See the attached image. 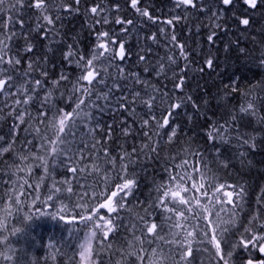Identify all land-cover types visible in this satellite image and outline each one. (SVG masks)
<instances>
[{"label": "snow or ice", "instance_id": "1", "mask_svg": "<svg viewBox=\"0 0 264 264\" xmlns=\"http://www.w3.org/2000/svg\"><path fill=\"white\" fill-rule=\"evenodd\" d=\"M142 2L125 0L133 19L120 14V0H0V124L8 129H0V264H36L14 244L24 229L9 228L10 217L65 220L76 209L68 222H81L83 235L71 255L61 246L54 261L264 264V184L250 207L243 179L264 151V79L241 90L235 67L264 71V28L260 39L249 32L264 0H170L163 20ZM81 14L94 35L89 48L65 28ZM229 19L252 36V47L239 38L225 43L221 67L216 45ZM182 21L189 36L209 28L198 61L176 34ZM154 25L161 26L149 34ZM57 53L59 71L49 55ZM190 70L219 77L212 99L221 110L211 117L210 100L202 106L185 91ZM237 93L238 104L225 103ZM185 119L195 135L181 143ZM9 153L14 158L5 161ZM153 161L163 162L161 174L147 199L132 205ZM237 165L241 180L227 182ZM57 204L52 213L40 207Z\"/></svg>", "mask_w": 264, "mask_h": 264}, {"label": "trees", "instance_id": "2", "mask_svg": "<svg viewBox=\"0 0 264 264\" xmlns=\"http://www.w3.org/2000/svg\"><path fill=\"white\" fill-rule=\"evenodd\" d=\"M96 2H100V0H96ZM120 4L122 6L121 13L122 15L136 19L134 11H130L128 7L125 5V0H120ZM142 7L147 6L149 7L151 13L154 16L160 17L162 20L169 18V12H170V0H143ZM83 5L81 6V11L83 12ZM116 14L114 13V16ZM85 17L81 14L80 16H73L69 20L65 21V28L66 30H70V35H77L79 38V43L82 46V48H89L92 43L94 42V35L90 34L89 31L86 28H83V23L85 21ZM208 21L205 20V24H207ZM227 26V34H224L223 31H221V34L217 40L216 47L220 48V52L218 54L219 60L218 62L221 64V67L224 66V56L225 53L223 52V45L225 43H228L230 41H234L237 38L240 40L241 46H247L248 48L252 47L251 40L252 36L249 35H243L236 31V25L235 23L229 19L227 21H222V27ZM161 25H154L151 27L149 31V34L151 31H158L159 27ZM116 27V26H113ZM193 29V33L195 32V24L191 25ZM261 28H264V7L260 9V11L254 15V21H253V28L249 30V32L256 35L257 39H260L259 30ZM188 27L186 26L185 22L182 21L176 26V34L180 37L182 41L188 44L189 50L193 53L192 59L194 61H198L200 59L199 53L201 47H207L206 44H204V40H206V36L209 34V28L204 27L201 29V33L199 36H196L195 34L189 36L188 34ZM171 34V33H170ZM67 42H71L70 40ZM132 44H135L136 41L133 39L131 41ZM39 45V42H38ZM37 51H40V47L38 46ZM161 53H163V48H161ZM214 51V50H213ZM53 63L56 65L55 70H60V60H59V54L57 53L55 56H52L49 54ZM207 55V52L205 53ZM234 63V62H233ZM49 69L52 70V64H50ZM235 67L240 68V76L241 80L239 81V87L241 90H244L245 88L249 87L252 84H256L257 81L264 79V71L257 70L255 67H251V70H248L249 66H242V64H235ZM67 70V66H65ZM142 71V68H141ZM188 82H187V88L185 89L186 92H190L194 97L198 98V102L201 103L203 106V99H209L210 103L205 107V112L207 115L211 117L213 112H219L221 109H218L216 107L217 101L215 99H212V97L217 95V87L214 85H219V77H217L215 74L212 76H209L207 74H204L201 76L199 72L195 70H190L188 72ZM168 87L171 88V83L168 84ZM222 88V85H220ZM207 90L208 96L204 97L203 92ZM235 99H232L230 101H225V103L230 104H238L240 100V94H235ZM189 110H191L189 108ZM214 118V117H213ZM10 123V121L8 122ZM200 123H203V120H200ZM190 127H193V125H190L187 123L186 119L184 122V132H182L180 135L182 137L181 143H183L184 140L191 139L192 136L195 135V131L192 133L188 132V129ZM0 129H2L3 132H7V127L3 124H0ZM199 130L198 128L196 129ZM25 133L21 130L20 136L21 139ZM120 143H123V140L121 139ZM17 148L20 147L19 142L17 143ZM113 148H115V145H112ZM13 154H5L4 160L5 161H11L13 159ZM252 159L256 162L254 167L250 171H246L244 174L243 179L247 182L248 185L251 186L250 191L253 193L249 197L250 207L252 206V202H254L255 199V191H258V188L260 185L264 184V151H261L259 154H255L252 156ZM162 161L156 162L153 161L149 163L146 167V171L141 173L140 176V183L139 188L136 191V194L134 197L131 198L132 205H136L137 201H145L147 199V195L149 192V189L152 187V177L156 176L159 178L161 174V166ZM36 172V175L39 176L42 172L40 169H34ZM223 175V173H221ZM71 178V177H69ZM5 180H7V176L4 177ZM225 180L227 182H232L233 180H241L239 165L236 167L230 168L227 170V176L225 177ZM75 200V198H73ZM30 202V201H29ZM42 211L46 212H57L59 209V204H57L56 208H44L43 205H40ZM142 213V209H139ZM32 211H35V208L33 207ZM80 209H76L75 212L70 211L69 213L64 214L65 220H61L59 216L56 218H53L51 215H45L43 217L35 216L31 221H23V213L20 214L19 218H16L15 216L9 218V228L11 227H23L24 231L19 236L13 238L14 244H16L18 247L24 248L27 252L30 253V260L35 261L36 264H45V261L47 260V264H66V258L61 255L57 260H52L51 257L56 254V251L61 246H66L65 251H69V248H71V251H69V255H71L72 251L76 250L75 240L77 237V234L83 235L84 232V225L79 222L78 220L74 223H69L68 220H70L73 216L76 215V212H79ZM106 209L101 210V214H106ZM122 215H125V213H121ZM123 235V234H122ZM55 247H52V246ZM135 258L133 257V260Z\"/></svg>", "mask_w": 264, "mask_h": 264}]
</instances>
